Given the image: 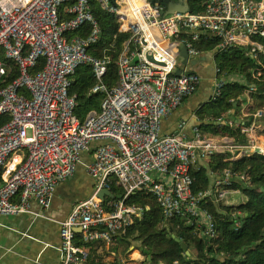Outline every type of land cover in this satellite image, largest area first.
I'll return each instance as SVG.
<instances>
[{
  "label": "built area",
  "instance_id": "1",
  "mask_svg": "<svg viewBox=\"0 0 264 264\" xmlns=\"http://www.w3.org/2000/svg\"><path fill=\"white\" fill-rule=\"evenodd\" d=\"M97 1L120 19L119 31L130 33L117 60L118 81L112 88L103 82L109 57L88 52L100 32L89 0H0V80L13 67L18 71L0 87V116L9 118L0 126V215L30 212L31 201L47 209L57 186L81 164L82 153L91 154L84 167L94 190L59 222V264H78V256L85 257L74 242L77 234L85 242L112 246L143 212L142 207L124 202L140 189L155 199L164 223L180 216L194 234L215 238L213 215L204 203L223 201L228 186L236 180L249 184V177L226 168L214 177L211 189L194 191L191 170L213 154H227L230 159L256 150L264 154L256 125L263 110L252 113V123L241 129L248 136L245 144L207 135L197 123L188 125L186 120L178 122L172 133L162 132V122L203 80L197 71L175 74L180 44L188 56H197L201 53L197 42L217 40L210 61L214 98L226 82L215 62L218 52L241 46L252 57L264 53L257 40L264 38V0H201V12L164 16V6L153 0ZM85 24L86 36H69ZM40 56L44 65L32 73ZM82 65L95 79L91 91L103 98L99 112L90 111L80 121L74 113L76 96L68 89ZM245 115L227 123L238 126ZM113 178L122 197L99 198L101 189L110 191Z\"/></svg>",
  "mask_w": 264,
  "mask_h": 264
},
{
  "label": "trees",
  "instance_id": "2",
  "mask_svg": "<svg viewBox=\"0 0 264 264\" xmlns=\"http://www.w3.org/2000/svg\"><path fill=\"white\" fill-rule=\"evenodd\" d=\"M89 4L100 32L96 42L89 46L88 52L96 57H109L110 63L103 82L108 88H112L118 81L117 60L123 52L125 42L130 38V33L119 31L120 19L114 13L103 10L97 0H89ZM188 4L191 12L203 10L201 0H189ZM88 33L89 28L85 24L69 36L84 37ZM257 40L264 46V38ZM216 44V39L207 38L197 42L196 46L201 52H211ZM1 53L0 51V58ZM44 61L40 56L30 71L36 73L41 70ZM215 62L226 82L214 98L201 102L194 109L197 125L203 133L213 137L228 136L238 144H245L248 136L242 133L241 129L252 123V113L264 111V53L258 52L252 57L248 48L235 46L218 52ZM17 75L18 71L13 67L12 73L5 77L4 81L0 80V87ZM94 84L91 69L86 65L79 66L71 77L68 91L70 95L76 96L74 113L80 121H83L90 111L100 110L103 96L91 91ZM251 86L255 89L250 90ZM244 104L246 117L238 126H230L227 121L237 119ZM231 110H234L233 113H230ZM8 120L7 115L0 116V126ZM226 168L245 172L249 177V184L236 180L227 187L229 191H237L240 195V200L235 204L215 203L211 200L204 203L213 215L215 238L206 239L194 234L193 229L187 226L180 216L164 223L162 210L155 199L149 192L140 189L124 201L126 204L142 207L143 212L141 216L134 217L132 224L127 227L121 238L119 237L124 244L123 252L132 243L138 242L142 252L147 250L150 256L148 260L143 252L145 257L140 264H264V154L252 152L237 159H230L227 154L209 156L191 170L194 191L211 189L214 177ZM109 192L105 201L122 197V189L114 178ZM172 234L179 241L185 242L189 256L184 253L179 241H176ZM74 242L87 251L84 263L104 264L102 257L90 253L91 242L83 241L79 234ZM110 264L118 262L114 259Z\"/></svg>",
  "mask_w": 264,
  "mask_h": 264
},
{
  "label": "crops",
  "instance_id": "3",
  "mask_svg": "<svg viewBox=\"0 0 264 264\" xmlns=\"http://www.w3.org/2000/svg\"><path fill=\"white\" fill-rule=\"evenodd\" d=\"M202 62L207 61H201L196 70L203 77L198 91L188 97L180 107L162 122L163 133L174 132L177 123L182 120H186L188 125L197 123L194 109L201 102L211 98L213 90L212 69H210V73L201 71ZM244 106L245 104L242 105L238 118L246 114ZM256 125L264 126V117L260 118ZM90 161L91 154L83 152L81 164L77 166L73 176L57 186L51 204L47 209H43L35 201H31L30 212L17 215H0V264L60 263L59 222L69 214L76 202L88 198L93 193L94 182L86 174L84 167ZM238 194L237 191L228 192L223 202L227 204L237 203L240 200ZM122 235L117 236L112 246L91 243L90 253L102 257L104 263H111L115 259L117 262L125 261L127 264H140L144 258L142 260L141 255L138 254V252L143 254L139 243H132L123 252L124 244L120 240ZM83 250L86 256L87 251L84 248ZM132 250L136 251L129 256ZM84 258L78 256V264H86L83 261Z\"/></svg>",
  "mask_w": 264,
  "mask_h": 264
},
{
  "label": "water",
  "instance_id": "4",
  "mask_svg": "<svg viewBox=\"0 0 264 264\" xmlns=\"http://www.w3.org/2000/svg\"><path fill=\"white\" fill-rule=\"evenodd\" d=\"M155 2H159L164 6V10L162 11V15H166V14H170L173 13L175 11L178 12H186L189 10V4L188 1L189 0H153ZM179 55L177 56V68L175 70V74L179 75L182 72H190V71H196L199 63L201 61H207L210 62L212 60V55L211 52H201L199 53L197 56H191V55H187L186 53V49L184 47L183 44H180L179 46ZM147 59L151 60V56H147ZM236 103H234L235 105ZM234 110H231L230 113H233ZM256 152H259L258 150H256ZM257 187V186H255ZM110 194V192L106 189H101L98 193L97 196L101 199L104 198V196H108ZM76 232L80 231L79 227L75 228ZM172 237L176 240L179 241V239L172 234ZM180 247L181 249L184 251V253L189 256L190 252L187 248V245L185 244L184 241H179ZM143 252L147 255V259H150V256L148 255V251L147 250H143Z\"/></svg>",
  "mask_w": 264,
  "mask_h": 264
},
{
  "label": "rangeland",
  "instance_id": "5",
  "mask_svg": "<svg viewBox=\"0 0 264 264\" xmlns=\"http://www.w3.org/2000/svg\"><path fill=\"white\" fill-rule=\"evenodd\" d=\"M201 71L203 72H208L210 73V69H212V64L210 62H202L201 66ZM206 82V81H205ZM204 82V83H205ZM264 117V115H263ZM260 119V118H259ZM262 126V125H261ZM262 138V139H261ZM258 139H261L259 141L260 145L264 144V126L260 127L259 128V131H258ZM239 198H240V195L238 194ZM219 203H224V202H219ZM224 204H227V203H224ZM122 247V246H121ZM142 260H143V256H141Z\"/></svg>",
  "mask_w": 264,
  "mask_h": 264
}]
</instances>
